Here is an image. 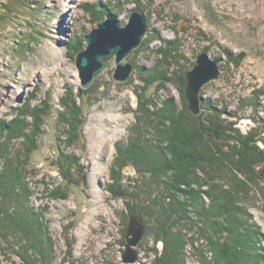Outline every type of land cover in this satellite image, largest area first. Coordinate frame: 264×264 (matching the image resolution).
I'll list each match as a JSON object with an SVG mask.
<instances>
[{
	"label": "rangeland",
	"instance_id": "rangeland-1",
	"mask_svg": "<svg viewBox=\"0 0 264 264\" xmlns=\"http://www.w3.org/2000/svg\"><path fill=\"white\" fill-rule=\"evenodd\" d=\"M31 1L41 8L33 20L39 40L29 45L27 54L13 49L14 55L0 53V181L9 173L10 158L22 168L31 194L29 209L40 216L37 222L41 223L33 228V240L27 242L28 255L32 257L33 250L39 254L40 248L46 259L40 264L160 262L165 241L158 239L152 222L131 212L128 198L120 194L140 191L139 200L144 204V197L166 194L163 183L175 181L180 173L171 168L154 171L147 162L143 169L154 175L137 173L128 157L119 155L118 146L123 152L130 150L126 146L137 134L143 150L155 152L160 145L165 157L177 166L175 148L169 144L174 128L184 125L169 122L170 109L184 118L187 111L195 117L203 113L202 118L208 120L210 107L223 110L225 124L233 122L235 129L253 137L264 151V0ZM133 12L144 16L147 32L125 59L134 65L129 79L115 80L113 59L90 87L83 88L75 59L87 46L85 36L99 19L113 18L125 26ZM12 31L17 36L11 35L7 45L19 41L25 49L29 33L21 26ZM202 53L217 63L220 73L203 86L201 112L195 115L186 95L187 73ZM66 87L72 88L75 99L69 111L71 124L60 116ZM80 90L85 91L84 96ZM43 102L49 104V115L43 112L39 124L32 125L34 119L20 109H29V104L45 109ZM15 125L21 129L19 140L10 135ZM78 130L80 139L71 142L69 132ZM30 131L36 135L34 142L29 140ZM231 135L233 140L240 139L236 131ZM219 144L213 155L208 149L215 161L202 162L192 170L196 180L191 187L181 186L190 192L193 189L197 196L178 198V202L188 203V213L184 217L174 214L169 225L187 243L181 248L185 264H215L207 235H212L214 226L211 207L230 209L239 231L253 228L259 232L253 247L260 256L256 264H264V161L254 168L237 167L238 156L230 158L235 146L232 139L222 138ZM31 149H35L33 153L28 151ZM204 192L218 197L217 205ZM3 208L0 218L9 219L2 214ZM137 216L145 228L144 236L136 247L137 260L125 263L129 223ZM19 232L20 239L28 240L25 231ZM9 234L0 227V264H35L28 262L20 242Z\"/></svg>",
	"mask_w": 264,
	"mask_h": 264
},
{
	"label": "trees",
	"instance_id": "trees-1",
	"mask_svg": "<svg viewBox=\"0 0 264 264\" xmlns=\"http://www.w3.org/2000/svg\"><path fill=\"white\" fill-rule=\"evenodd\" d=\"M40 9V7L36 8L31 0L0 1V53L6 52L8 54L14 55L16 52L17 54H27L29 45L34 44L37 42V40H39L37 36L39 32L37 31L33 20H35L37 16L40 15ZM99 20L101 21L102 19ZM99 20H97L96 23ZM20 26L24 27L29 33L27 36L28 42H25V49H22L24 44L20 43L19 41H16L17 45L13 42L7 45L6 42L8 38L11 40V35L17 36L12 34L14 33L12 30L13 28H19ZM8 31L10 32L8 33ZM18 46H20L21 49H19ZM12 49L15 50V52H13ZM164 79L166 78L164 77ZM64 92L65 93L61 98L60 104L64 106L65 113L62 112L60 116L62 115L61 118L71 124L72 122L69 111L72 110L75 104V99L71 96L72 88L66 87ZM80 92L83 94L82 96H84L85 91L80 90ZM42 104L45 105V109H40L37 106L30 108V104L29 109L28 106H24L20 109L21 113H23L24 110H27L28 115L34 119L32 125L39 124V121L37 120H39L38 118H40V115H42L43 112L46 113V115H49L50 107L48 102H43ZM207 109V114L209 115L208 120L202 118L204 117L202 115L203 113L200 116L195 117L187 111L184 118L183 116L180 117L179 115H175L174 111L170 109V115H168L170 120L169 122H171L173 125H176V121H181L182 125H184L182 126L183 128L180 125H178L176 129L174 128V132L171 133L174 135V138L171 137L172 141L171 143L169 142L170 144L168 143L171 148H175L174 155L177 166L173 164L172 160L168 156L165 157L164 147L160 149V145H156L160 151L157 150L153 152V150H151L149 152L145 151V149L143 150L140 143L141 139L137 137L139 136L137 134L134 136L135 139H131L129 145L126 146V148H130V150L123 152L124 148L118 146L119 155L125 156L126 158L128 157V163L131 162V164H133L137 170V173L145 172L148 173L145 174L146 176L154 175V173L149 171V169H154L155 171L156 169L161 170V168L163 172L166 171V169L171 168L175 169L174 173H176V170L178 173H180V175H178L179 178L175 179V181L172 180V182L167 181L163 183L166 194L161 193L162 196H155L154 198H151V196L144 197V204L139 200L140 198L138 194L140 191L137 194L130 195L128 194V190H125L120 194L121 196L128 198V205L131 207V212L141 215L143 220H146L147 223H149L148 221L152 222L153 226L158 230L156 233L158 239L162 238L165 241L166 252L163 253L162 258L160 257V262H155V264H185V255L183 253V249L181 248L187 245V243H185L184 240L180 238L182 235L181 233L177 235L176 232L172 231V227L169 224L171 218L174 217V214H180L183 217L187 215L188 203L178 202V198H180V196L193 197L195 193L193 192V189H191L190 192L189 190L183 189L181 186L191 187L190 184L196 180L194 179L196 176H191L193 174L192 170L200 167L199 165L202 162L212 163L215 161V159H213V157H211L209 154V148L212 149L213 155V148H220V139L229 138L232 139V142L235 145L233 148L234 152L232 151L230 158L234 160L238 156L240 161L234 164L237 167L243 169L249 167L254 168L264 161V151L261 150L258 145H256L253 137L251 138L249 135L246 136L245 134H241L239 130L233 127V122H228V124H225L228 120L222 118L223 110H215L213 108L210 109V107H207ZM22 122L25 124L26 121ZM204 122H207L208 126H206ZM15 126L16 127L13 129V134L10 135H17L19 140L21 139L20 136L22 135L20 132L21 129L19 125ZM79 130L78 133L75 132L74 134L72 131L71 133L69 132L71 142L80 139ZM235 131L240 134V139L237 137V140H233L231 133ZM30 132L32 137H30L29 140L34 142L36 135L32 133V131ZM205 138L206 140H204ZM33 145L35 146V144ZM36 148L37 147H35V149ZM35 149L28 151L33 153ZM0 159L2 160V155H0ZM146 162L147 164L151 165L149 166V169H143V166L146 167ZM10 163L11 167L9 168V173L7 175L5 174V176L0 181V207H4L3 209L5 210H2V214L4 213V216H8L9 219L0 218V227L4 228V230L6 229L7 233L10 232L8 236L12 240L17 239V242H20V249L22 250V253L25 254L26 258L29 257V263L34 261L35 264H40L43 259L44 262L46 261L45 258H42L43 251H41L39 248V251H37L39 254H36V250H33L31 251L33 253V256L31 257L28 255L29 251L27 250L29 247L28 243L33 240V228L35 226L39 227V224H41L37 222L40 216L34 215L29 209L31 206L29 205L30 203L28 201H30L29 196L31 194L28 184H26L25 176H23L21 171L22 168L17 166L18 164L15 162H12L11 158ZM188 174L189 176H186ZM204 193L211 197L214 205L217 203L218 197H214L212 192ZM196 196L197 195H195V197ZM164 197H166V199ZM224 208L215 210L214 207H211L212 214L209 216L210 218L214 219V226H211L212 235L210 236L209 233L207 235L210 237L211 250L215 264H222L223 262L225 264H256L257 259L259 260L260 256L259 253H255L256 249L253 246H257L256 242L259 240V232L252 230L253 228H248L245 231H239L237 227L239 222H236V219L234 218L235 214H233L230 209ZM167 209H170V212H168ZM208 211L209 210L206 209V212ZM11 222L12 224L9 225ZM17 230L21 231V233L25 231V234L27 235L25 238H28V240L25 239V241L20 239V232ZM2 238L4 240L6 239L4 236H2ZM37 241L39 243L42 242L40 238H38ZM37 241L36 243L38 244ZM22 242L25 244H22Z\"/></svg>",
	"mask_w": 264,
	"mask_h": 264
},
{
	"label": "water",
	"instance_id": "water-1",
	"mask_svg": "<svg viewBox=\"0 0 264 264\" xmlns=\"http://www.w3.org/2000/svg\"><path fill=\"white\" fill-rule=\"evenodd\" d=\"M129 19V23L125 26H120L113 18L100 21L97 27L85 36L87 46L75 59L83 88L90 87L113 59L117 66L115 80L125 82L129 79L134 71V65L125 59L142 43L147 32L146 21L141 13L133 12ZM219 73L217 63L206 53L199 55L197 65L187 73L186 95L189 109L193 114L199 115L201 112L200 92L203 86L217 79ZM144 232L141 219L138 216L135 219L132 217L126 236V251L123 255L125 263H134L137 260L136 247L141 242Z\"/></svg>",
	"mask_w": 264,
	"mask_h": 264
},
{
	"label": "bare ground",
	"instance_id": "bare-ground-1",
	"mask_svg": "<svg viewBox=\"0 0 264 264\" xmlns=\"http://www.w3.org/2000/svg\"><path fill=\"white\" fill-rule=\"evenodd\" d=\"M202 257V256H201Z\"/></svg>",
	"mask_w": 264,
	"mask_h": 264
}]
</instances>
